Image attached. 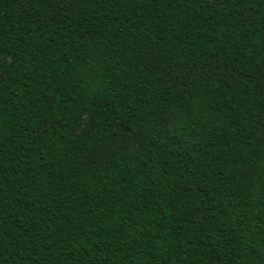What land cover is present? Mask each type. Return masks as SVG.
<instances>
[{"label":"trees","instance_id":"1","mask_svg":"<svg viewBox=\"0 0 264 264\" xmlns=\"http://www.w3.org/2000/svg\"><path fill=\"white\" fill-rule=\"evenodd\" d=\"M0 264H264V0H0Z\"/></svg>","mask_w":264,"mask_h":264}]
</instances>
